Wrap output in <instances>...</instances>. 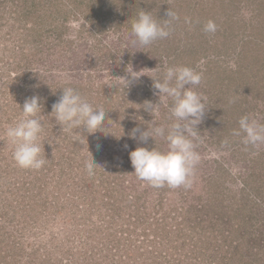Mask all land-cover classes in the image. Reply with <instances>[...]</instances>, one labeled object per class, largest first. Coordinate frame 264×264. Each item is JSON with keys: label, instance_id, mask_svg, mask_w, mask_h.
<instances>
[{"label": "rangeland", "instance_id": "obj_1", "mask_svg": "<svg viewBox=\"0 0 264 264\" xmlns=\"http://www.w3.org/2000/svg\"><path fill=\"white\" fill-rule=\"evenodd\" d=\"M169 9L178 19L167 38L133 44L139 11L163 24ZM209 20L215 33L203 31ZM166 66L202 73L194 90L206 97V112L188 190L139 180L129 156L137 147L167 150L162 137L145 144L129 135L154 119L142 105L159 102L153 78L163 80ZM132 69L142 76L128 85ZM66 87L105 111L102 129L62 132L50 113ZM34 95L46 163L26 170L16 166L6 130ZM171 103L155 115L166 130L175 122ZM242 116L264 125V0H0V264H238L223 260L230 236L199 237L235 209L252 219L244 233L254 232L235 241L264 257V144L233 135ZM252 169L262 195L253 193L254 178L245 187Z\"/></svg>", "mask_w": 264, "mask_h": 264}, {"label": "clouds", "instance_id": "obj_2", "mask_svg": "<svg viewBox=\"0 0 264 264\" xmlns=\"http://www.w3.org/2000/svg\"><path fill=\"white\" fill-rule=\"evenodd\" d=\"M167 16L169 18L161 24L150 12L139 11L131 24V33L135 38L133 44L147 46L156 40L167 38L171 22L178 19L171 9ZM216 30L217 25L211 20L203 26L205 33H215ZM127 72L131 79H123L128 85L142 76L133 69ZM201 81L202 73L187 66H166L163 80L153 78V95L159 97V102L146 100L142 107L154 119L148 124L147 130L135 127L129 135L145 144L149 138L155 140L156 137H162L167 141V150L137 147L129 156L135 176L154 188L167 186L170 189L183 187L188 190L192 187L195 169L200 161L194 140L197 137V126L206 112V97L194 90ZM169 98L172 101L169 106L170 118L175 122L166 130L164 126L156 124L155 115L160 105ZM21 108V118L6 130V136L14 146L13 159L21 169L40 170L46 163L40 143L44 131V124L39 116L42 108L40 97L34 95L26 99ZM50 115L61 126L62 132L83 128L88 134H94L104 127L106 113L103 109L95 108L74 88L66 87L52 105ZM242 134L245 145L257 147L264 144V125L250 120L248 116L241 117L239 129L233 131L235 136ZM85 141L87 145L86 137ZM224 143L227 144V141ZM88 155L85 169L88 175H93L97 164L89 151Z\"/></svg>", "mask_w": 264, "mask_h": 264}, {"label": "trees", "instance_id": "obj_3", "mask_svg": "<svg viewBox=\"0 0 264 264\" xmlns=\"http://www.w3.org/2000/svg\"><path fill=\"white\" fill-rule=\"evenodd\" d=\"M210 103V101H209ZM211 105V104H210ZM243 113H245L244 111H242V115ZM239 114V113H238ZM241 114V112H240ZM243 117V116H242ZM219 170V168H217ZM255 170L252 169L251 173L248 175V178L245 180V187L249 186V179H253L255 180V183L253 184L254 186L252 188H254L253 193H256L258 195H262L261 192V187H263V185H259L257 182L258 180V176L257 174L254 172ZM228 177V175H227ZM231 177V176H229ZM242 191H244L242 189ZM260 191V192H259ZM223 212V211H222ZM244 210H238L235 209L232 211V214H229L231 216L230 220L228 221H223V215L221 214V217L217 218V219H212L208 224L210 225L211 223H213V227L209 226L207 230L203 231V234L200 235L199 237L202 239L203 237H206V243L209 241H219V238L216 235H219L221 238H223V243H227L228 240V236H230L231 240L229 243H231L230 245V249L227 252V255H225L223 257V260H230V259H235V257H238V264H255L258 262V264H264V257L262 258H257V255H253L251 253H247L245 254L244 252H242V249L240 248L242 245L239 242H236L235 239H239L241 238V242L243 239L248 238L249 236H254V232L250 231V229H246L248 234L246 235V233H244L243 227H245L247 224L252 223V219H249L247 217V214L243 213ZM212 218V217H211ZM210 218V219H211ZM236 220L240 221V225H238V222ZM264 221V218L261 220ZM225 224V225H224ZM259 224V223H258ZM229 225H231L232 228L229 227ZM196 230H198V227L194 228ZM202 229L200 228V233H202ZM210 230L211 234H206L207 231ZM264 236V232L263 235L260 238H263ZM252 247H250L251 249ZM247 257H251L250 260H246ZM250 261V262H248Z\"/></svg>", "mask_w": 264, "mask_h": 264}]
</instances>
